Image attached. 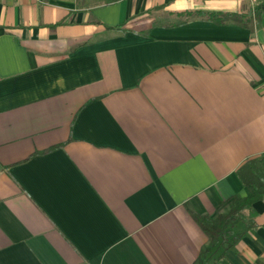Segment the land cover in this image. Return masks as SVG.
I'll use <instances>...</instances> for the list:
<instances>
[{"label":"crops","instance_id":"1","mask_svg":"<svg viewBox=\"0 0 264 264\" xmlns=\"http://www.w3.org/2000/svg\"><path fill=\"white\" fill-rule=\"evenodd\" d=\"M251 159L264 0H0V264H197ZM253 206L216 264H264Z\"/></svg>","mask_w":264,"mask_h":264},{"label":"trees","instance_id":"2","mask_svg":"<svg viewBox=\"0 0 264 264\" xmlns=\"http://www.w3.org/2000/svg\"><path fill=\"white\" fill-rule=\"evenodd\" d=\"M259 6L256 16H260ZM239 175L245 184L254 188L253 196L232 197L216 215L199 214L197 219L206 231L209 240L203 247L197 264H216L232 247L234 241L243 233H235V227L244 222L247 226H256L254 216L257 211L253 203L264 198V163L257 164L255 159L248 160L241 169Z\"/></svg>","mask_w":264,"mask_h":264}]
</instances>
